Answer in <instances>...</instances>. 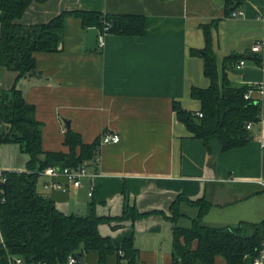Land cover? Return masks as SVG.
Here are the masks:
<instances>
[{
	"label": "crops",
	"instance_id": "obj_1",
	"mask_svg": "<svg viewBox=\"0 0 264 264\" xmlns=\"http://www.w3.org/2000/svg\"><path fill=\"white\" fill-rule=\"evenodd\" d=\"M226 1L31 3L19 24L40 25L77 10L145 18L142 36L107 34L103 49L89 51L88 29L80 19L69 16L61 50L35 54L36 74L17 82L18 73L0 66V94L18 84L43 125L45 151L68 152L64 145L66 122L87 144L97 139L102 142L107 134L121 138L117 144H100L98 162L89 163L92 176L83 180L81 188H46L53 180H66L41 175L37 190L51 197L61 212L84 215L95 202L99 216L120 217L128 199L141 213L162 211L169 215L171 204L184 195L211 203L203 219L209 226L236 227L264 221V0H235L230 14L226 13ZM236 11L244 14L232 17ZM213 23L219 68L228 56L248 55L245 66L228 71V76L236 85L251 86V98L262 104L261 121L250 130L252 140L227 152L222 151L219 140H212L207 148L203 141L193 138L173 108L175 102L191 112L201 108V103L191 98V89H206L210 81L204 75L203 59L192 56L191 50L205 47L202 26ZM256 42L263 45L261 53L251 50ZM256 55L262 57L261 65L256 63ZM29 159L19 144L0 145L2 172L26 171ZM185 210L190 214V209ZM184 221L190 220L181 224ZM113 225L119 227L101 225V234L121 241L134 233L140 264H173V226L162 215ZM216 261L225 263L222 257ZM84 264H119V257L110 255L100 263L99 253L90 251L84 255ZM243 264H252V257L247 256Z\"/></svg>",
	"mask_w": 264,
	"mask_h": 264
},
{
	"label": "trees",
	"instance_id": "obj_2",
	"mask_svg": "<svg viewBox=\"0 0 264 264\" xmlns=\"http://www.w3.org/2000/svg\"><path fill=\"white\" fill-rule=\"evenodd\" d=\"M34 1L47 0H0V66L18 73L17 82L37 73L35 54L61 50L69 16L80 19L85 30L97 28L101 33L125 36L145 33L142 15H105L84 10L64 12L40 25L19 24L17 21ZM234 4L235 0L226 1L227 14L234 10ZM107 25L110 27L106 31ZM214 26V23L202 26L206 45L201 50H191L192 56L203 59L204 75L210 81L206 89H191V98L199 101L201 108L198 112L187 111L179 102H175L173 108L193 138L203 141L207 148L212 140H219L222 151L227 152L242 148L252 140L247 125L260 123L262 104L245 98L251 86L236 85L228 76V71L248 59V55L228 56L219 68L213 48ZM254 59L258 65L262 64L260 55ZM42 127L36 118L35 106L26 101L18 84L0 94V145L19 144L30 158L26 171H4L5 181L0 178V232L3 239L0 264H11L10 257L21 258L24 264H67L70 256H75L80 264L78 255L84 256L90 251L99 253L100 263L117 254L119 264H140L134 233L117 241L104 237L100 226L109 224L117 229L119 226L113 223L131 221L134 224L152 215H162L173 226V264H218V257L225 260L224 264H243L247 256L257 254L264 241V221L241 223L236 227L206 225L203 219L212 205L205 198L191 200L180 195L171 204L169 215L162 211L141 213L128 199L120 217L99 216L95 202L84 215L64 214L51 197L37 190L42 172L52 166L78 168L94 162L101 141L84 143L80 134L68 129L64 140L68 152H47L43 149ZM185 208L196 212L190 215ZM184 219L190 220V226L181 224Z\"/></svg>",
	"mask_w": 264,
	"mask_h": 264
},
{
	"label": "built area",
	"instance_id": "obj_3",
	"mask_svg": "<svg viewBox=\"0 0 264 264\" xmlns=\"http://www.w3.org/2000/svg\"><path fill=\"white\" fill-rule=\"evenodd\" d=\"M244 13L242 11H236L233 12L232 17H238L242 16ZM110 25L106 27V31L109 29ZM107 36V32H99L98 39H97V47L99 49H103L105 47V39ZM263 49V45L261 42H256V44L252 47V52L253 53H261ZM246 62L244 60L240 61L236 65L237 70H241L245 66ZM251 92L252 90L248 91L245 95L246 99H252L251 98ZM202 116V114H199ZM253 123H249L247 125V129L251 130L253 127ZM66 131V130H65ZM121 140L120 136L115 134H107L104 135L102 138V145L105 144H117ZM262 149L264 153V138L262 139ZM98 158L96 157L95 161L93 163H97ZM43 176L51 177V178H57V177H63L66 180V184L59 182V181H51L50 183L46 184V188H51L53 190H61V191H67L68 190V185H72L74 188L78 189L83 186V180L90 178L92 176V171H91V165L84 163L83 165L79 166L78 168H70V167H48L42 172ZM0 178H3V172L0 171ZM5 181V178H3V182ZM93 185L91 186V191L89 193L90 196H93ZM122 254V253H121ZM9 262L11 264H24L23 260L21 258H9ZM77 259L75 256H70L68 259L67 264H77ZM252 264H264V241L261 243V246L259 247L257 254L252 257Z\"/></svg>",
	"mask_w": 264,
	"mask_h": 264
},
{
	"label": "water",
	"instance_id": "obj_4",
	"mask_svg": "<svg viewBox=\"0 0 264 264\" xmlns=\"http://www.w3.org/2000/svg\"><path fill=\"white\" fill-rule=\"evenodd\" d=\"M1 18V15H0ZM99 35V30L97 28H89L86 34V47L89 51H95L97 47V39ZM66 125L68 129H70V124L69 122H66ZM78 259L80 264H84V256L82 254L78 255Z\"/></svg>",
	"mask_w": 264,
	"mask_h": 264
},
{
	"label": "rangeland",
	"instance_id": "obj_5",
	"mask_svg": "<svg viewBox=\"0 0 264 264\" xmlns=\"http://www.w3.org/2000/svg\"><path fill=\"white\" fill-rule=\"evenodd\" d=\"M196 211L195 210H190V214H194ZM182 225L188 227L190 226V221H184L182 222Z\"/></svg>",
	"mask_w": 264,
	"mask_h": 264
}]
</instances>
